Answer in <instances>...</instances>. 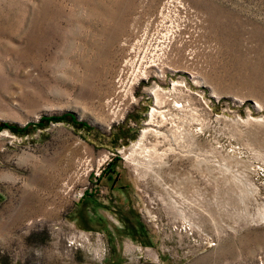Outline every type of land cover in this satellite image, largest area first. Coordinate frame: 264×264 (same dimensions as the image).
Wrapping results in <instances>:
<instances>
[{"label":"rangeland","instance_id":"rangeland-1","mask_svg":"<svg viewBox=\"0 0 264 264\" xmlns=\"http://www.w3.org/2000/svg\"><path fill=\"white\" fill-rule=\"evenodd\" d=\"M0 123V264H264V0H0Z\"/></svg>","mask_w":264,"mask_h":264},{"label":"bare ground","instance_id":"bare-ground-1","mask_svg":"<svg viewBox=\"0 0 264 264\" xmlns=\"http://www.w3.org/2000/svg\"><path fill=\"white\" fill-rule=\"evenodd\" d=\"M156 113H158V114H161L162 113V111L160 110V111H157V110H155V109H153ZM163 118H164V116H163ZM150 130V129H149ZM151 130H153L154 132H155V134L156 135H161V133L159 132V131H157V130H155V129H151ZM148 130H145L144 132H147ZM165 139H167V137H165ZM138 148H140V143H137L136 144V148L135 149H138ZM136 151L134 150V152H133V156L134 155H137V153H135ZM151 152H152V150H143L142 149V154L143 155H141V156H143L144 158V160L146 161V163L147 164H149V165H152L154 162H155V156H152L151 155ZM140 154V153H139ZM138 154V155H139ZM130 158V157H129ZM160 158V157H159ZM179 215L182 217V219H184V220H186L187 218H184V214L182 213V212H179ZM264 218V217H263ZM186 222H188L187 220H186Z\"/></svg>","mask_w":264,"mask_h":264},{"label":"built area","instance_id":"built-area-1","mask_svg":"<svg viewBox=\"0 0 264 264\" xmlns=\"http://www.w3.org/2000/svg\"><path fill=\"white\" fill-rule=\"evenodd\" d=\"M141 79V78H140ZM137 81V80H136ZM123 149L124 147H122L121 149H115V150H111V151H108L106 153V155H104L102 157V159L100 160V163H99V167H101L102 169L99 170V173H94L96 177H99V175L101 174L102 170H103V166L104 165H109V163L111 161H113L115 158L119 157L120 154L123 152ZM98 170V168H96ZM79 197H82V194L79 195Z\"/></svg>","mask_w":264,"mask_h":264},{"label":"trees","instance_id":"trees-1","mask_svg":"<svg viewBox=\"0 0 264 264\" xmlns=\"http://www.w3.org/2000/svg\"><path fill=\"white\" fill-rule=\"evenodd\" d=\"M3 127H7V123H0Z\"/></svg>","mask_w":264,"mask_h":264}]
</instances>
